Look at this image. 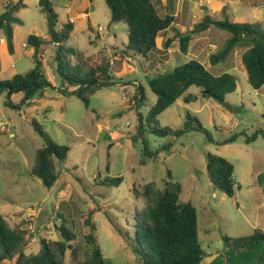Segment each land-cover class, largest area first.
<instances>
[{"label":"rangeland","instance_id":"obj_1","mask_svg":"<svg viewBox=\"0 0 264 264\" xmlns=\"http://www.w3.org/2000/svg\"><path fill=\"white\" fill-rule=\"evenodd\" d=\"M17 1L0 0V18L13 11V17L20 21L13 24L14 52L5 32H0V79L25 75L34 68L35 49L27 45V38L36 35L46 42L38 54L47 78L53 82V87L40 90L30 102L21 103L23 94L13 95L12 101L18 106L14 108L7 105V93L0 95V210L11 228L27 231L26 253H38L42 239L57 250L64 216L75 235L67 242L72 247L63 255L57 251L65 264L86 259L91 251L90 234L96 237L107 264H142L131 245L143 207L134 189L139 191L148 183L163 189L174 181L182 188L180 202L192 203L197 209L203 263L257 264L264 241L245 244L240 239L251 238L256 230L264 232V86L255 90L249 84L242 62L245 48H237L226 62L213 67L210 55L230 34L215 26L206 31L196 26L206 16L224 20L228 15L232 22L259 23L264 30V0H178L176 22L159 35L158 49L149 59L132 52L123 54L128 26L111 23L105 0H51L58 15L57 31L69 21L75 23L65 46L77 55L69 54L65 60L72 65L78 57L86 60L98 68L101 81L110 83L92 96L89 108L76 94L60 91L75 88L67 86L56 71L57 46L50 42L47 15L39 0H24L20 10H13ZM153 2L162 16L170 12L168 0ZM186 34L191 39L183 50L180 38ZM168 40L173 41L166 48ZM191 59L215 75L233 74L237 90L220 103L201 97V90L191 87L186 94L198 95L196 102L187 104L180 98L158 117L157 124L149 123L157 99L149 80ZM140 86L145 88L146 100L137 106L134 96ZM195 118L203 130L197 128ZM33 120L53 142L71 148L65 163L56 161L59 178L51 189L31 175L36 151L45 144ZM154 127L183 132L161 137L153 132ZM233 136H237L235 142L224 143ZM145 143L148 156L144 154ZM208 154L224 157L234 165L233 198L212 183ZM106 177H123L124 181L118 187L95 185L96 178Z\"/></svg>","mask_w":264,"mask_h":264},{"label":"trees","instance_id":"obj_2","mask_svg":"<svg viewBox=\"0 0 264 264\" xmlns=\"http://www.w3.org/2000/svg\"><path fill=\"white\" fill-rule=\"evenodd\" d=\"M23 1L18 0L13 10H20ZM105 1L111 11V23H125L128 26V44L123 50V54L132 52L136 56L149 59V56L158 49L159 35L172 28L176 22L174 8L178 0H168L170 12L165 16L159 13L153 0ZM39 5L47 15L50 42L57 46L56 71L67 83V86L75 88L72 92L67 89H60V91L76 94L83 101L85 107L89 108L92 96L110 83L101 81L98 68L86 60H81L78 57V61L73 65L70 61L65 60L69 54L77 55L75 51L65 46L74 30V22L69 21L59 32L56 29L58 15L52 1L39 0ZM13 15V11H9L0 18V32H5L6 42L11 52H14L13 24L20 23ZM212 26L227 31L230 36L217 52L210 55V64L213 67L218 66L226 62L237 48H245L242 62L247 70L248 82L253 89H261L264 86V30L261 25L259 23L232 22L228 15L224 20H214L211 16H206L203 22L196 26V29L206 31ZM192 31L195 34V29ZM190 39L191 36L180 38L183 50H186ZM172 41L166 42V48H169ZM44 43L46 42L39 36L29 35L27 45L35 49L34 68L25 75H16L6 81L0 79V95L4 92L7 93L9 107H18L12 101L13 95L23 94L21 103L30 102L40 90L53 87L52 82L45 74L42 58L38 54ZM103 69L106 78L111 80L108 70ZM148 84L157 97L148 116V122H155V124L158 122V117L178 99L183 98L187 104L198 100V95L186 94L191 87H198L201 90V97L214 99L220 103H225L226 96L237 90V78L233 74L224 72L215 75L203 63L195 59L175 67L170 72L151 78ZM134 99L137 106L146 100L144 87H139ZM188 118L192 117L189 115ZM194 123L198 129L203 130L197 118L194 119ZM32 125L35 131L45 138V144L36 151L31 175L40 179L44 187L51 189L59 178L56 161L65 163L71 148L67 145H59L49 139L37 120H33ZM143 128L144 123L141 119L139 126L141 136ZM153 132L161 137H167L179 136L183 131L154 127ZM236 139L237 136H233L224 143H233ZM170 145L166 149H169ZM144 154L146 156L149 154L146 143ZM207 169L215 187L229 198H233L236 194L234 165L224 157L208 154ZM167 174L171 178L172 173L168 171ZM123 181V177H106L101 180L96 178L95 185L118 187ZM134 192L142 199L143 207L140 210L135 226V237L131 241V245L142 264H204L205 253L199 238L198 212L192 203L180 202L181 185L169 181L165 188L160 189L154 183H148L139 191L134 189ZM62 218L63 222L59 228L62 239L57 242V250L52 247L50 242L42 239L40 251L35 254H27L24 248L27 231L11 228L0 210V262L14 260L15 264H65L62 255L68 247H72L67 242L74 240L75 235L68 228L65 217L62 216ZM87 240L91 244V251L85 260L76 264H107L96 237L90 234ZM240 240L245 244L261 242L264 241V232L256 230L251 238H241ZM57 251L62 255L60 256ZM257 264H264V252Z\"/></svg>","mask_w":264,"mask_h":264},{"label":"crops","instance_id":"obj_3","mask_svg":"<svg viewBox=\"0 0 264 264\" xmlns=\"http://www.w3.org/2000/svg\"><path fill=\"white\" fill-rule=\"evenodd\" d=\"M88 13V10L86 11ZM15 26H14V31H15ZM74 28H75V23H74ZM1 43H4L5 44V40L4 38H1ZM35 53V51H33ZM34 55V54H33ZM53 83V82H52Z\"/></svg>","mask_w":264,"mask_h":264},{"label":"water","instance_id":"obj_4","mask_svg":"<svg viewBox=\"0 0 264 264\" xmlns=\"http://www.w3.org/2000/svg\"><path fill=\"white\" fill-rule=\"evenodd\" d=\"M92 10H93V7L91 8ZM189 34H186V35H184V36H188ZM139 64V67H140V69H141V64L140 63H138ZM142 70V69H141Z\"/></svg>","mask_w":264,"mask_h":264},{"label":"built area","instance_id":"obj_5","mask_svg":"<svg viewBox=\"0 0 264 264\" xmlns=\"http://www.w3.org/2000/svg\"><path fill=\"white\" fill-rule=\"evenodd\" d=\"M100 30H101V28H100Z\"/></svg>","mask_w":264,"mask_h":264}]
</instances>
